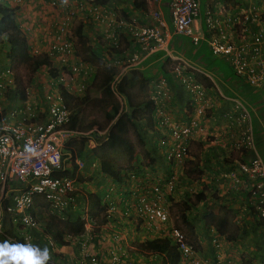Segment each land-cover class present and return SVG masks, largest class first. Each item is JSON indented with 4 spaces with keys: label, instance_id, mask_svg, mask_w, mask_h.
Instances as JSON below:
<instances>
[{
    "label": "built area",
    "instance_id": "obj_1",
    "mask_svg": "<svg viewBox=\"0 0 264 264\" xmlns=\"http://www.w3.org/2000/svg\"><path fill=\"white\" fill-rule=\"evenodd\" d=\"M6 1L16 7L23 0ZM158 1L151 0L153 3ZM251 1L241 8L230 4L219 5L214 9L206 6L201 12L198 0H169V19L174 33L188 36L193 44L205 42L213 56L225 59L236 76L241 77L253 90L264 94V2ZM77 4L75 9L67 7L65 15L50 31L49 45L44 52H39V55L45 54L49 67L55 70V76L49 82L50 90L46 92V88L42 89L43 94L36 101L32 100V103L27 102L31 92L25 87L22 89L24 100H21V96L18 104L13 103L12 99L8 100V93L16 89V79L14 66L0 42V235L16 242L47 246L52 256L50 264H134L122 259L126 253L118 245L105 260L97 253L88 251L89 243L102 238L95 231L99 225L96 224V217L89 212L87 192H84L82 183L76 178L55 174L73 165H81L76 157L72 159L73 154L66 143L82 133L67 129L70 111L58 88L61 86L72 95L82 94L95 70L94 65L74 55L69 39L73 11L80 14L87 11L85 14L88 17L81 15L85 20L83 23L106 22L103 37L108 47L112 45L117 48L119 35L124 33L144 56L164 50L168 34L164 31L166 26L158 6L142 10L147 20L141 23L136 17L108 20L105 11H100L97 4L87 1ZM86 4L91 5L90 15ZM201 14L203 19L200 25L196 22ZM27 45L31 54L28 42ZM33 53L31 55H38L35 49ZM140 53L132 52L126 57L113 59L104 55L102 61L118 69V80L141 61L143 56ZM169 58L172 61L169 71L173 80L191 95L187 101L190 108L183 110L184 117L178 119L157 117L156 127L165 128L160 141V148L164 147L161 149L165 161L179 163L188 156L189 139L201 129V119L210 104L204 101L207 96L203 86L187 73L189 62L179 55ZM164 84V80H161L155 85L153 96L150 97L154 108L159 111L160 103H156L155 99ZM235 106L237 112L233 122L237 130L229 138L228 144L235 156L231 158L229 166L220 172L219 178L245 193L244 206L264 221V166L254 149L249 113L242 103ZM63 148L66 150L63 151ZM243 150L250 151V156L244 157ZM125 176L126 180H132L135 175L133 171H128ZM174 185L171 177L152 182L145 179L137 186L133 184L132 193L123 199L122 214L139 219L140 227L146 234L152 233L158 237L167 235L188 264H221L227 259L221 252L217 233L211 239L214 262L210 263L201 259L182 232L169 224L167 201L174 192ZM35 196L44 201L50 213L65 219L64 213L71 212L82 221L83 232L71 240L77 252H62V246L58 247L45 231V226L36 218V208L33 207ZM101 203L106 220L104 224H108L118 211L112 194L106 192L102 195ZM32 207L33 212L29 210ZM115 232L114 237L117 234ZM33 233L41 235L38 240L41 244L35 242L37 239Z\"/></svg>",
    "mask_w": 264,
    "mask_h": 264
},
{
    "label": "crops",
    "instance_id": "obj_2",
    "mask_svg": "<svg viewBox=\"0 0 264 264\" xmlns=\"http://www.w3.org/2000/svg\"><path fill=\"white\" fill-rule=\"evenodd\" d=\"M82 1L85 2V0ZM168 1L169 0H159L158 3H153L151 0H143L145 3L144 9H135L132 7V0H108L104 5H98L100 11H105L104 15L108 20H114L115 17L125 19L136 17L137 21L141 23H146L147 20V17L142 15V10L151 9V6H158L166 26L164 31L168 34L164 50H156L155 52L144 56L140 53L137 46L127 38V35L121 33L118 40L120 53L112 55L110 47H108L103 37V32L106 28L105 23L102 22L91 23L94 24L95 27H92L94 30L91 28L88 30V39L86 40L88 44L92 46V49H95L96 52L98 51V53H100L101 60L104 55H109L111 57L110 59H113L120 56L126 57L127 54L132 52H137L138 54L140 53V56L143 57L141 61L134 66V68L142 71L143 74L149 78V81L146 84L147 93L145 96H153V94L150 95L149 86H152L154 89L155 85L157 86L161 80H164L165 84L161 87L160 95L155 99L156 103H160V111L156 110L153 105L151 121L148 122L149 129L146 132L147 134H145L147 136L146 140L151 142L148 143L149 147L151 144L154 148H157L164 135L165 128L156 127L157 117L167 116L178 119L183 116V110L190 108V106L184 105L191 98V95L185 89H182V91L179 92L170 87V84L162 75V69H164L163 63L170 59L169 56L173 55L182 56L189 62L190 68L187 70V73L203 86L207 96V98H204V101L210 104V108L206 109L204 118L201 119V129L197 133L193 134L189 139L188 157L201 165L199 168L202 171V174L198 180L203 182L202 186H205L206 184V186L213 184L216 189H219L217 191L221 197L214 200L213 203L217 204L218 202H227L230 204L235 211L233 221L236 222L239 229H242L243 227L248 229L254 225V218L250 210L244 206L245 193H243L240 189H234L231 187L232 185L222 181L219 178V174L230 164V154H233V152L230 151L228 144L229 138L233 137L237 130L236 125L233 122V118L237 112L235 106L237 103H242L249 113L248 115L250 117L254 149L264 166V116H262L264 115L263 93L253 90L251 86L241 77L233 75L228 62L222 57L213 56L205 42L200 41L197 44H193L188 36L174 33L169 19ZM233 1L237 3V5H235L237 8H241L246 3H252L251 0H232V2ZM262 1L264 2V0ZM71 2L74 5V0ZM198 2L201 12L208 5L212 6L213 9L219 5H233L232 3L225 2L224 0H198ZM66 4L69 3H65V5ZM87 7L88 9L86 10H88V14L90 15L89 8L91 5L86 4V8ZM17 9L19 12L23 11L19 7ZM60 9H62V7H60ZM86 14H80V16L85 15V17H88ZM201 16L196 22L200 25L203 19V16ZM81 17L82 20L85 21L83 19L84 17ZM98 40H102V42L104 41L103 43L105 44L102 46L99 45ZM187 54L191 56L189 57ZM254 120L255 122L253 123ZM205 136L206 138H204ZM208 137H210V139H208ZM94 146L95 144L92 139H88L87 143L82 146L81 157H76V160L80 161L81 165H77L74 170L75 177L80 183H82V187L87 193L98 194L102 197V195L106 192H110L112 194L113 201L117 202L115 205L118 207L117 210H119L121 207H124L122 206L123 199L128 197V194L124 192L123 186H116L110 177L104 176L98 172L99 162L91 152V148ZM69 148L72 152V148ZM163 156L158 155L157 158H160L163 161L165 160V157ZM233 156H235V153ZM156 164H158V162ZM156 164L154 163V165ZM170 197L174 198L172 201L176 200L174 193L171 194ZM168 204L169 199L167 201V205ZM201 204L202 201L199 202V205H195L194 208L191 207V214L189 216V221L191 223L192 218H197L198 222L200 221V218L198 216L196 217V214H199L200 216V214L205 211L204 209L201 210ZM129 222L130 223H127L132 224L130 220ZM262 226H264L263 222ZM98 228H107L105 235L99 234ZM98 228L96 229V233H98L99 238L101 237L102 239H95L93 243H89L88 251L97 253L98 256L104 260L109 257L116 245L124 249V244H128L127 242L136 243L145 238L155 237L152 233L146 234L143 231L138 232L140 236L136 235L134 238L128 236L126 237L124 233L120 232V230L116 234V237H114L113 234L116 233V229H119L115 221L109 222L108 224L103 223L99 225ZM139 228L140 226L138 227V230ZM194 232L196 231L194 230ZM247 235L248 236L238 234L236 240L231 242V247L236 248L234 254L237 255L245 250V243H250V248L254 253L252 256L254 264H259L262 260H264V248L261 246L264 241L262 240L261 242L257 235L255 236L250 232ZM197 238L199 242H201L202 235L197 233ZM201 243L203 244L204 242ZM71 244L62 246L60 250L64 253L77 252L74 247L75 245L73 246ZM207 251L208 250H206V252ZM125 253V260L131 261L134 264L142 262H146L147 264L155 263V256L151 254L147 253L144 255L129 249L126 250ZM223 257L224 259L230 258L225 255H223ZM209 258H212V256ZM183 264L188 263L185 262ZM221 264H224V260Z\"/></svg>",
    "mask_w": 264,
    "mask_h": 264
},
{
    "label": "trees",
    "instance_id": "obj_3",
    "mask_svg": "<svg viewBox=\"0 0 264 264\" xmlns=\"http://www.w3.org/2000/svg\"><path fill=\"white\" fill-rule=\"evenodd\" d=\"M85 1L97 5H104L108 0ZM224 1L230 2L233 5H237V3L234 1L232 2V0ZM144 5L145 3L143 2V0H132V7H134L135 9H144ZM247 5L248 3H246L244 6L246 7ZM16 9L17 7H9V5L4 2L0 3V39L3 38V46L6 47L5 55L9 58L10 62H19L25 65H29V69L31 71H35L41 64L45 65L48 67V72L51 75H55V70L49 67V61L45 54L31 55L29 53L26 37L24 36V33L17 25L15 20ZM89 51L93 56H100V53H98V51L96 52L95 49L90 48ZM110 51L112 55L120 53V49L118 47L114 48L112 47V45L110 46ZM82 58L84 61L92 65L94 64L95 66V70L91 74L92 78L90 77L93 82L97 83L99 89L97 97L96 99H94V103L96 105H99L101 109H104V117L106 118V120L111 121V123L108 125L103 139H97L93 135H89L88 137L82 136L80 139L81 145L74 151L72 159L74 157H81L82 146L87 143V138L92 139L95 142V146L91 148V152L99 162L98 172L104 176L110 177L116 184V186H123L124 192L130 194L133 184L137 186L138 183L144 181L145 179L150 181V179H148V173H144L143 170L139 168V165L133 166L131 170L134 171V179L126 180V173L124 174L119 172L114 159L110 156V153L113 151H117L124 155L128 161L133 160V158L136 157L137 152L129 138L130 134L135 137L136 143L139 145V147H144V144L147 147L146 140L142 138L140 128L142 121H145L147 123L151 121L153 100L150 97L144 95L139 101H135L132 90L137 88L138 90L142 91L148 83L149 78L137 68H130L126 74H124L120 77L119 80H117L116 75L118 70L116 67L105 65L104 63L99 61L95 63L91 58L86 56ZM162 75L164 76L166 81H168L172 89L179 92L182 91L183 88L173 80V76L170 72H168L166 69H162ZM233 75L235 74L233 73ZM58 89L63 102L66 104L70 111L69 122L66 125L67 129L69 128L71 130H79L80 126L78 125L79 120L77 116L79 107L78 102H76L77 97L75 95L67 93L61 86ZM15 91L20 94L22 99H24L22 95V89L17 88ZM81 98V100H84L85 96ZM94 135H96V133H94ZM67 145L68 142L66 143V147ZM149 148L153 150L150 151V153L155 152L154 146L151 145ZM149 148L145 149L144 147L143 153L147 156L150 150ZM250 154V151L243 150L244 157L249 156ZM151 158L153 157L150 155V162L153 161V159ZM186 158H188V156ZM167 167V171L171 172V168H169L171 167V164ZM75 169L76 166L73 165L71 166V168H65L64 170L56 172L55 174L59 176L76 178L74 172ZM169 174V172L165 173V179L169 177ZM158 180L162 181L163 179L159 178ZM173 193H175V185ZM205 193V190L195 193V200L201 201L207 198L205 197ZM87 195L89 212L96 217L98 216V213L103 210L101 196L94 193H87ZM185 195L187 197L189 194L185 192ZM168 199L170 201L169 197ZM203 201L205 202V207L206 205L210 206V204L207 203L209 201H206V199ZM188 202L189 201H183V204H185V208L179 216L181 222L184 223V225L187 227L186 229L191 233L193 232L194 227L189 221V216L191 214V209L193 208V203L188 204ZM210 203H213V201H211ZM218 203H213V207L210 206L211 208H204L205 211L200 214V219L202 220L204 225L207 224L208 226H211L215 229L216 233L219 234L220 231L226 229V227L229 225V222L231 221L235 211L227 202L220 204ZM43 206H45L44 201L39 196H35L33 207H37L36 210H38ZM33 207L32 209H29L31 212H33ZM250 212L253 214V223L256 227L254 225H252L248 229L243 227L238 231V234L241 235L250 232L255 236L257 235L259 239H262L264 241V226H262V223L258 220L256 213H254L252 210H250ZM64 216L65 219H62L57 215L52 216L54 217L52 221L50 223H46L45 226V231L49 233L58 247L71 244V240H73V238L77 237L83 232L82 221L74 213L65 212ZM102 218L104 219V217ZM173 226L179 229L182 232L183 236L186 238L187 242H189L182 229L177 224H173ZM33 235H35V239H37L35 242L41 244L38 241L39 239H41V235L39 233H33ZM67 236L70 238H66ZM237 236L231 235V233L229 232L225 233V238L227 241H235ZM0 237L2 240H5L4 236L0 235ZM136 248L137 252L141 254H153V256H155L154 264H183L186 262L183 261L177 245L174 244L167 235H164L162 237L155 236L151 238H145L141 241L136 242ZM242 260L244 259L240 260V264H251V262L249 261L250 259L246 261Z\"/></svg>",
    "mask_w": 264,
    "mask_h": 264
},
{
    "label": "rangeland",
    "instance_id": "obj_4",
    "mask_svg": "<svg viewBox=\"0 0 264 264\" xmlns=\"http://www.w3.org/2000/svg\"><path fill=\"white\" fill-rule=\"evenodd\" d=\"M52 1L54 2V4H51ZM71 1L73 0H68V1L66 0H23L18 6H16L17 8L19 7L20 9L23 10L21 12H19L18 9L15 10V20H16L17 25L20 27V29L26 36V40L29 43L30 45L29 48L32 52L31 54H34L33 49L38 51V54L39 52H44L46 47L50 43L49 39L51 37V32L53 31L57 22L65 15L66 11L68 10L67 7L75 9L77 8L75 5L78 2H83L82 0H74V5H73ZM4 2L6 3L7 1L4 0ZM0 3H2V0H0ZM65 3H69V4L65 5ZM6 4H8L9 7H14L12 3L7 2ZM60 7H62V9H60ZM151 8L153 7L151 6ZM85 13H87V11H85ZM102 23H105V27H106V22L102 21ZM93 26L95 27V25L91 23L89 24L83 23L80 13L78 12L75 13L73 11V18L71 20V34L69 36V39L72 42L73 52L76 57L82 58L86 56V57L91 58L95 63H97L98 61L102 62V60L100 59V56L97 57V56H93L90 54L89 49L92 48V46L89 45L86 40L88 39L87 37L88 30H90V28L94 30L92 28ZM2 41H3V38L0 39V42ZM103 42L102 40H98V44L101 46L105 44ZM2 45H4L3 42H2ZM2 49L4 50L6 49V47L3 46ZM4 51L2 53H4ZM187 56H189V54H187ZM12 65L14 66V73H15L17 88L23 89V87H25L27 91L31 92L30 94H28V101H27L28 103H32V100L36 101L37 97L43 94L42 89L46 88V92L50 90L51 86L49 85V82L51 79H54L55 75H51L48 72L45 65H42V64L39 65V67L35 71H31L29 69V65H25L23 63L12 62ZM163 67L168 72H170L169 70L172 67L171 59H168L166 62H164ZM124 74H122L121 76H123ZM91 78H90V82L87 88L85 89V91L82 94L75 95L77 97L76 102H78V107H79V111L77 113L78 120H79L78 125L80 126L79 131L82 133V135L76 138H71L68 141L67 147L72 148L71 154H73V152L80 147L81 145L80 139L82 136L88 137L89 135H93L97 139H103L105 132L107 130V127L111 123V121L106 120V118L104 117V114H103L104 109L103 108L101 109L99 105H96L94 103V99H96L99 89H98L97 83L93 82ZM149 87H150L149 90H150V95H151L153 87L152 86H149ZM146 89H147L146 86L142 91L133 89L132 94L134 96V100L139 101L147 93ZM84 96H85V99L81 100L82 99L81 97H84ZM11 99L13 100V103L18 104V101L20 99L19 93L16 91H11L9 93L8 100H11ZM21 100H24V99L21 98ZM254 122L255 120L253 121V123ZM141 128L140 130H141L142 138L146 140L147 136L145 134H147L146 132L149 129L148 123L145 121H142ZM94 133H96V135H94ZM129 138L131 142L133 143L135 150L137 152L136 157L133 158V160L128 161L124 155H122L121 153L117 151H113L110 153V156L111 158L114 159V162L119 172L125 174L128 171H133L131 170L133 166L139 165V168L143 170L144 173L145 172L148 173V179H150V182L156 181V179H159V177H161L162 179H165L166 177L165 173L169 172L170 174L168 176L174 180V184H175L174 194L176 198V200L172 201L174 198L169 196L170 201L167 206L169 224L170 223L171 225L177 224L182 229V231L185 233L189 242L198 251V254L200 255L201 259H205L210 263L212 261L214 262V259L209 258V257L210 256L213 257L211 239H212V235L216 233L215 229L212 228L211 230L210 229L211 226H208L207 224L204 225L201 219L198 222L197 218L195 219L192 218V225L194 226V229H193V232L190 233L186 229L187 227L184 225V223L181 222L179 215L181 212L184 211V208H185V204H183V201H186V202L189 201L188 204L193 203L192 204L193 208L195 207V205L197 204L199 205V202L202 201V204L200 206L201 210L204 208H211L213 206V203H210V202L221 197L217 191L219 189H216L213 184H210L209 186H206L207 184L205 186H202L203 182L198 180L202 174V171L199 168L201 167V165L198 164L196 161L189 159V157L179 163H170L171 164V167H169L171 168V172H170V171H167L166 169L168 168L167 166L170 165L169 162H166L165 160L162 161L160 158H157L158 155L163 156V152L161 151H163L162 149L164 147H161L162 148L161 149L160 148L161 144H159V146L157 147L160 149L155 148L154 149L155 152L150 153V151H153V150L149 148L148 143H151V142H149V140L148 141L146 140L147 147L145 146V144H144V147L145 149L147 148L150 149L148 152V156H147L143 153L144 147H139V145L136 143L135 137H133L132 134L129 135ZM204 138H206V136ZM87 139H90V138H87ZM208 139H210V137H208ZM65 150L66 149L63 148V151ZM149 154L152 157L154 156V158H151L153 159L152 162L149 161L150 159ZM233 154L232 153L230 154L231 157H234ZM157 162L158 164H156ZM154 163L156 165H154ZM202 190L206 191L205 197L207 198L205 199L206 201H209L207 203H209L211 207L208 205H206L205 207V202L203 201L204 199L201 201L195 200V197H194L195 193L202 191ZM185 192L189 194L187 197L185 195ZM113 202L114 204L117 203L116 201H113ZM35 208L37 209V207ZM117 208L118 207H116V209ZM36 209H35L36 217L42 226H46V223H50L52 219L54 218L52 216H55L53 215V213H50L48 211L47 205L39 208L38 210ZM122 210H123V207H121L117 212L114 213V216H112V222L115 221V223H117V227L119 228V229H116L117 233L120 230V232L124 233L126 237L128 236V237L134 238L136 235L140 236L138 233L142 231L141 227L138 230V227L140 226V220L134 219L132 217H126L125 215L122 214ZM197 216L200 218L199 214H196V217ZM102 217H103V211L99 212L98 216H96L95 221L97 225H101L104 223V221H106L105 218L103 219ZM233 218H234V215L231 221L229 222V225L226 227V229L219 232L220 235L217 233L220 239V240L218 239V242H220L219 244L221 245V252H223V254L226 257H230V258H226L227 260H224V264H240L241 259H244L242 261H246L250 259L249 261L251 262V264H254V261L252 258L254 253L252 252L253 250L250 248L251 246L250 243H245L246 244L245 250H243L242 253L236 255L234 254V252L236 251V248L231 247L232 246L231 242L233 241H227L225 238L226 232L231 233V235H235V236L238 235V231L240 229L238 225L236 224V222L233 221ZM129 220L132 222V224H128L130 223ZM106 230L107 228L105 229L98 228V233L105 235ZM194 230L196 232H194ZM95 231H96V228H95ZM197 233L199 235H202L201 242H204L203 244L199 242L197 238ZM247 234H244V235L248 236ZM259 240L262 242V239H259ZM0 241H3L1 237H0ZM127 243L128 244L126 245L124 244L125 251L129 249V250L137 252L135 242H132V243L127 242ZM261 246L262 248H264V243H262ZM206 250H208L209 253L208 251L206 252ZM122 259H125V258H122ZM143 263L147 264L146 262H143ZM262 263H264V260H262L259 264H262Z\"/></svg>",
    "mask_w": 264,
    "mask_h": 264
},
{
    "label": "clouds",
    "instance_id": "obj_5",
    "mask_svg": "<svg viewBox=\"0 0 264 264\" xmlns=\"http://www.w3.org/2000/svg\"><path fill=\"white\" fill-rule=\"evenodd\" d=\"M184 106H187V102ZM231 158H229V163L231 162ZM258 220L261 223L263 222L264 225L262 219ZM51 260V252L47 246L41 247L35 243L16 242L9 239L0 241V264H50Z\"/></svg>",
    "mask_w": 264,
    "mask_h": 264
}]
</instances>
